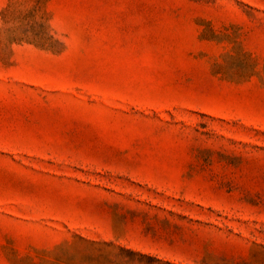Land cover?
Returning a JSON list of instances; mask_svg holds the SVG:
<instances>
[{"label": "rangeland", "instance_id": "obj_1", "mask_svg": "<svg viewBox=\"0 0 264 264\" xmlns=\"http://www.w3.org/2000/svg\"><path fill=\"white\" fill-rule=\"evenodd\" d=\"M0 264H264V0H0Z\"/></svg>", "mask_w": 264, "mask_h": 264}]
</instances>
